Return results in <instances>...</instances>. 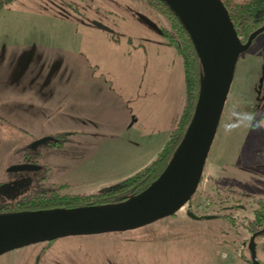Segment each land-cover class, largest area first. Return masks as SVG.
Masks as SVG:
<instances>
[{"label": "rangeland", "instance_id": "rangeland-1", "mask_svg": "<svg viewBox=\"0 0 264 264\" xmlns=\"http://www.w3.org/2000/svg\"><path fill=\"white\" fill-rule=\"evenodd\" d=\"M162 25L160 14L141 0H0L1 44L40 41L83 52L93 74L126 99L130 121L159 144L181 110L184 87L178 42L160 31ZM236 112L264 113V32L237 55L206 154L208 162H225L224 185L232 195L204 193L206 182L218 178L207 175L205 164L189 199L191 208L185 202L133 228L19 245L0 252V264H252L243 258L248 251L240 244L245 229L239 221L251 216V196L264 197V132L229 131ZM124 139L129 141L127 134ZM60 146L42 156L35 150L32 157L28 150L20 161L47 160L38 182L73 193L110 187L138 169L100 171L95 163L106 155V147L94 131L74 134ZM20 156V151L10 154L0 167L3 180L22 172L15 169ZM34 164L29 167L33 174ZM186 209L231 216L194 218ZM262 241L256 242L255 254L264 263Z\"/></svg>", "mask_w": 264, "mask_h": 264}, {"label": "water", "instance_id": "water-1", "mask_svg": "<svg viewBox=\"0 0 264 264\" xmlns=\"http://www.w3.org/2000/svg\"><path fill=\"white\" fill-rule=\"evenodd\" d=\"M164 1L185 28L199 66L191 114L165 163L142 188L114 200L0 210V252L66 234L133 228L173 213L192 195L202 173L237 55L264 28V20L242 41L222 0ZM48 137L42 135L31 143H41ZM186 213L198 216L190 209H186ZM252 236L250 233L247 243L249 258L253 264H263L255 258Z\"/></svg>", "mask_w": 264, "mask_h": 264}, {"label": "crops", "instance_id": "crops-1", "mask_svg": "<svg viewBox=\"0 0 264 264\" xmlns=\"http://www.w3.org/2000/svg\"><path fill=\"white\" fill-rule=\"evenodd\" d=\"M88 65L85 54L68 45L12 40L0 43V167L14 152L20 151L16 161L20 164L29 151L32 157L35 150L42 156L60 149L62 142L74 134L90 131L98 134L106 147V155L95 163L100 171L139 168L157 152L168 134L160 145L155 136L141 133L135 121H130L126 99L93 74ZM61 131L67 133L59 144L31 143L37 137ZM126 134L129 141L124 139ZM33 160V168L40 172L50 164ZM221 163L208 162L206 157L204 160L207 175L213 181L218 177L216 183L224 185L225 162Z\"/></svg>", "mask_w": 264, "mask_h": 264}, {"label": "trees", "instance_id": "trees-1", "mask_svg": "<svg viewBox=\"0 0 264 264\" xmlns=\"http://www.w3.org/2000/svg\"><path fill=\"white\" fill-rule=\"evenodd\" d=\"M147 6L154 9L160 14L164 20V25L160 27V31L165 33L170 41L178 42L177 49L181 55L182 72H183V101L181 110L176 117L172 127L168 132V136L157 152L142 166L132 172L124 179L110 187L95 192L73 193L60 189V185L55 184H33L28 190H23L13 198L5 201L0 200V210L4 209H20V208H38L49 207L55 205H76L82 203L103 202L114 200L118 197L126 196L131 192H135L142 188L150 179H152L161 169L168 158L172 148L181 135L192 111L195 101L198 84V59L192 45V42L179 21L178 17L172 12L164 0H141ZM226 7L230 20L240 40H244L250 30L259 25L264 20V0H222ZM251 39L250 42L253 41ZM64 131L47 134L49 136L42 144H59L66 137ZM43 172L38 170L37 178L41 179ZM202 179V173L199 176L197 185ZM61 184V183H59ZM196 185V187H197ZM228 186L206 182L204 185V193L211 197L227 193ZM191 197V196H190ZM190 199V198H189ZM186 201V208H191L190 200ZM214 200V199H213ZM254 207H252V216L248 217L245 223L250 225H260L264 221V197L251 196ZM228 215V212L211 213V216ZM239 223H244L243 220ZM46 239L44 241H51Z\"/></svg>", "mask_w": 264, "mask_h": 264}, {"label": "flooded vegetation", "instance_id": "flooded-vegetation-1", "mask_svg": "<svg viewBox=\"0 0 264 264\" xmlns=\"http://www.w3.org/2000/svg\"><path fill=\"white\" fill-rule=\"evenodd\" d=\"M263 32H264V28L262 30H260L259 32H257L252 38H254L257 34L259 36V34H261ZM251 43L252 42H250L248 44V46ZM248 46H247V48H248ZM258 72H260V69L257 70V73ZM30 164L31 165L34 164L33 161H22V162H20V164L16 165V167H15V169H19V170L22 171L19 175L14 176L11 179H7V182H6V180H1L0 181V200L5 201V200H7L9 198H13L17 194L22 192L23 190H25V189L28 190V188H31L32 186H34L33 184H38V181H39V179L37 178L38 170L36 168H33L35 170V174H33L32 171L29 170ZM3 198H5V199H3ZM192 212H194V211H192ZM194 213L198 214L197 217L192 216L194 218L203 217L202 215H200V214H203V213H198V212H194ZM209 215H210L209 217H215V216H211L210 213H209ZM251 216H252V214H251ZM251 216H249V217H251ZM240 225L242 227H244V229H245V235L242 237L243 239H240L241 240L240 244L241 245L242 244L246 245V248H247V251H248V255H244L243 258L247 259L249 262H251V260L249 258V249H248L247 243H248L249 234L253 233L252 239H253V243H254V245H253V247H254V255H255V258L258 261L263 263V261H261L259 258L256 257L255 246H256V242L260 243L259 242L260 240H263L262 242H264V239L262 238L263 235H264V221L260 225H253V224L250 225L248 223L246 224L245 222L244 223H240ZM239 254L242 255L241 252H239Z\"/></svg>", "mask_w": 264, "mask_h": 264}, {"label": "clouds", "instance_id": "clouds-1", "mask_svg": "<svg viewBox=\"0 0 264 264\" xmlns=\"http://www.w3.org/2000/svg\"><path fill=\"white\" fill-rule=\"evenodd\" d=\"M246 128L249 131L264 132V113L261 112H236L229 131Z\"/></svg>", "mask_w": 264, "mask_h": 264}]
</instances>
